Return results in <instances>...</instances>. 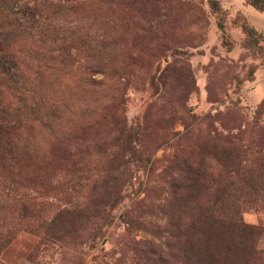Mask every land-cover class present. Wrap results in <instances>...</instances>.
<instances>
[{
	"label": "trees",
	"instance_id": "16d2710c",
	"mask_svg": "<svg viewBox=\"0 0 264 264\" xmlns=\"http://www.w3.org/2000/svg\"><path fill=\"white\" fill-rule=\"evenodd\" d=\"M244 1L264 13V0ZM206 3L215 16L222 44L229 48L219 0ZM164 5L159 8L153 0H130L120 7L113 3L112 7L121 13L117 21L111 10L109 16L103 17L96 37L85 35L79 42L69 37L57 38L55 31L45 24L47 19L38 20L43 12L35 15L30 7L0 0V89L7 90L11 97L10 100L0 97V251L22 230L55 239L72 250L81 244L89 228L104 221L103 208L112 199L126 168L95 175L85 205L70 216H64L62 210H53L46 202L34 200V194L43 191L41 182L47 172L50 138L58 132L62 140L80 125L69 126L68 116L61 108L64 100L68 97L88 108L98 100L94 113L101 112L105 119L111 110L114 117L123 102L121 91L133 79L147 80L154 89L156 82L160 86L157 98L149 105L156 119L145 116L132 132L137 149L144 155L149 145L155 149L168 142L175 136L169 131L173 122L181 123L184 133L176 139L171 156L157 174L162 183L158 190L160 202L148 205L144 222L138 218L123 221L127 246L120 248L119 257H114V251L108 257L114 264H124V256L127 264H264V251L257 248L260 229L241 217L246 210L264 212V134L260 130L256 133L258 138L250 139L243 132L220 131L208 122V116L198 118L190 113L185 97L191 90L182 99L177 97L182 93L173 80L187 77L188 72L186 63L179 58L181 53L170 54L173 60L161 69L154 62L163 57L162 50L167 52L171 47L175 50L188 40V36L174 32L172 15H195L193 22L201 20L202 25L205 19L200 7L190 0ZM137 13L156 15L162 36L159 48L147 45L143 50L138 46L140 39L156 31L143 25L134 29L131 19ZM238 27L244 36V49L264 50L259 47L260 42L264 43L261 34L243 19ZM20 45L30 48L32 54L28 59L18 61L15 51ZM85 45L89 55L82 58L92 62L73 68L75 57L71 50L78 54L85 51ZM116 59L121 64L117 69L121 81L107 84ZM95 70L101 76L97 82L90 79ZM74 72L78 78L80 74V79L74 88L69 87L67 94L62 91L60 81ZM252 74L253 69L248 70L245 79L251 80ZM19 79L23 86L29 82L28 89L18 88ZM4 91H0V96ZM258 110L264 113V99ZM114 119V122L106 120L108 131L126 142L130 130L120 118ZM184 138L190 143H183ZM91 155L86 152L84 159L77 160L76 155L73 158L76 163L88 164L92 162ZM108 155L109 150L104 148L95 151L91 169H96L97 161ZM150 156H144L138 163L147 166ZM155 210L161 223L152 221ZM138 230L151 238L135 240L132 235ZM59 264L81 262L76 256Z\"/></svg>",
	"mask_w": 264,
	"mask_h": 264
},
{
	"label": "rangeland",
	"instance_id": "374dc122",
	"mask_svg": "<svg viewBox=\"0 0 264 264\" xmlns=\"http://www.w3.org/2000/svg\"><path fill=\"white\" fill-rule=\"evenodd\" d=\"M13 1L30 7L35 15L43 12L38 20L43 22L47 19L45 24L50 26L52 32L55 31L57 38L68 39L69 37V40L81 42L85 35L96 37L102 26L103 17L109 16L111 10L115 12L117 21L121 13L117 8L112 7L113 3L120 7L130 0ZM153 1L157 7L161 8L166 7L165 3L176 0ZM190 2L200 7L205 23L202 25L201 20L199 23L193 22L197 18L195 15H172L174 32L188 36V40L185 44L175 47V50H172V47L167 52L162 50L163 57L157 59L154 64L158 63L161 69L173 60L170 54L181 53L178 57L187 65V77L179 76L173 82L182 93L177 96L179 99H182V95L187 90H191L185 97V104L190 113L198 118L208 116V122L220 131L243 132L250 139H256L258 131L261 130L264 134V113H259L258 110L260 102L264 99V50H247L242 47L244 36L238 23L243 19L264 38V13L255 11L244 0H219L225 34L230 42V47L226 48L222 44L221 33L215 26V16L208 9L206 0H190ZM155 16L137 13L134 14V18L131 17L134 29L143 25L146 28L151 26V29L156 31L155 34L142 35L145 37L143 40L140 39L138 46L143 50L148 46L159 48L157 46L162 42ZM193 23L196 24L192 25ZM259 47L264 48V43L260 42ZM84 48L85 51L78 54L71 50L75 57L73 68L88 66L92 62V60L86 62L82 58L84 55H89L86 45ZM15 54L20 61L28 59L32 52L28 46L20 45ZM119 59L114 61L113 70L109 74L110 78L106 80L107 84L112 81L115 83L121 81L120 71L117 70L121 65ZM250 69H253L251 80H246V73ZM100 78L96 70L90 73L92 81L97 82ZM79 79L80 74L78 78V73L75 72L65 75L60 81L62 91L69 94L67 92L70 90L69 87L72 85L74 88ZM18 82L20 90L28 89L30 86L29 82L24 86L20 79ZM129 82L130 84L121 91L123 102L117 114L113 117L110 110L105 116V119L107 118L106 120L110 122H114V118H120L125 123L131 132L126 142L125 138L108 131L109 128L101 112L94 113L93 108L98 104V100L90 104L91 108L81 102L74 103L68 100V97L64 100L61 108L68 116L69 126L80 125H76L74 130L69 131L62 140L58 132L50 138L49 159L46 160L47 172L41 182L43 191L34 194V200L46 202L52 206L53 210H62L64 216H70L75 210L85 205L89 185L95 175L126 168L125 175L112 199L103 208L106 213L104 221L100 220L95 226L89 228L81 244L72 250H68L63 243L55 239L19 231L0 251L1 264H59L68 260L72 261L76 256L79 257L81 264H114L113 259L107 254L114 251V257H119L120 248L127 246L123 221L138 218L144 222L147 219L144 215L148 205L151 202L155 205L160 202L158 190L162 183L157 174L164 166L166 158L171 156L174 143L178 136L184 133V129L178 121L173 122L169 131L175 136L155 149L154 145H149L143 155V152L132 142V132L145 116L156 119L154 109L149 110V105L157 98L156 93L159 92L160 86L156 82L158 85L155 83L154 89L147 80L137 82L130 79ZM0 91L4 90L0 89ZM114 95L116 97L115 93ZM9 96L5 90L0 97L9 98ZM182 142L190 143L186 139ZM103 148L109 150L108 157L99 159L96 163L97 168L91 169L94 167L93 161L96 160L94 152ZM262 150L264 152V144ZM86 152L92 154L90 158L92 162L76 163L73 156L76 155L77 160H81L86 158ZM150 154L147 166L144 167V164L138 163L140 159ZM241 217L245 223L260 229L257 248L264 251V212L246 210ZM152 221L162 222L158 210H155ZM132 236L135 240L151 238L142 230L135 231ZM123 261L127 264L126 256Z\"/></svg>",
	"mask_w": 264,
	"mask_h": 264
}]
</instances>
